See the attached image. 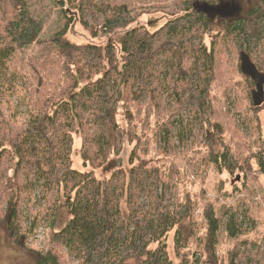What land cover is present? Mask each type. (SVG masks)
<instances>
[{
	"label": "trees",
	"instance_id": "obj_1",
	"mask_svg": "<svg viewBox=\"0 0 264 264\" xmlns=\"http://www.w3.org/2000/svg\"><path fill=\"white\" fill-rule=\"evenodd\" d=\"M195 1L180 0L172 16L152 27L126 3L52 0L63 25L41 40L44 21L29 0H0V220L25 246L44 228L46 249L30 248L38 264H264V240L241 237L250 216L238 206L222 204L221 216L207 201L203 246H190L199 229L197 196L182 189L179 168L168 174L156 157L141 155L143 136L131 134L118 119L123 110L135 125L136 111L151 105L155 119H164L162 131L159 123L154 126L164 151L188 126L193 159L202 169L207 162L219 172L236 169L244 181L264 175V0H243V11L216 18L198 10ZM75 23L88 40L70 38ZM43 42L70 74L54 93L33 90L15 62ZM218 51L232 59L230 68L216 64ZM247 60L263 83L256 98ZM248 112L257 130L252 140ZM224 115L232 133L225 130ZM125 140L137 142L128 168L119 158L111 176L99 178L96 169L115 163ZM200 146L207 149L204 155ZM75 151L91 169L73 166ZM63 199L71 218L58 228ZM222 230L242 240L220 255Z\"/></svg>",
	"mask_w": 264,
	"mask_h": 264
},
{
	"label": "rangeland",
	"instance_id": "obj_2",
	"mask_svg": "<svg viewBox=\"0 0 264 264\" xmlns=\"http://www.w3.org/2000/svg\"><path fill=\"white\" fill-rule=\"evenodd\" d=\"M29 1L34 15L44 21L45 32L41 35V40H47L52 31L57 30L63 25V21L60 18V11L52 0ZM109 1L126 3L128 7L131 8L132 13L138 16L139 21L145 23L146 20H148L152 27H158L163 24L168 17L173 15L180 0ZM236 2L239 4L240 13L244 8L243 0H236ZM69 36L71 39L79 42L89 39L83 27L78 23L73 24L69 31ZM205 43L207 45L210 44L208 37L205 39ZM52 49L53 48L48 43L46 44V42L39 43L26 48L23 58L15 60L16 63L22 65L20 67L28 80L29 86L33 85V90L39 88L40 94L54 93L60 84L65 85L68 83V80H70V74L67 73L68 70L65 64L62 63L60 57ZM215 61L216 64L220 62L227 68L232 66V59L229 60L224 54H216ZM246 62V67H248L250 73H256L257 76H259L258 78H260L261 75L252 67L251 62L248 60ZM22 80L24 82L25 79ZM141 98L143 102L146 101V96L144 94H142ZM15 106L20 112H24L26 108L25 105L17 99H15ZM169 106L174 107L171 103ZM240 106L241 104L239 103L238 107ZM232 112H234V110H232ZM153 113L151 105H144V108H142L140 112L136 111L135 125L126 118V115L123 114V110L119 114L118 119L131 134L137 132L143 136L137 147L141 155H152L156 157V164H159L162 170H166L168 174H170V169L173 172L174 168L177 170L179 168L177 178L181 176L183 182L181 183L182 189L185 191L190 190L192 194L197 196L198 202L195 219L199 225V229L190 246L198 248L199 250L203 246L205 237L203 206L207 201L215 203V208L219 211L221 216H223L221 213L222 204L238 206L241 210H244L250 217L245 221L248 231L241 237L264 240V175H262L260 179L250 180V178H248L244 181L236 169H234L235 171L233 173L227 170L219 172L208 162L204 164L202 169L201 166L203 164L193 159L192 154L195 148L192 145V131L188 126L185 132H183L184 136L182 139L174 138L173 147L170 148L171 150L164 151L162 148L164 138L160 136V133H158L159 135L156 133L154 127L159 123V129L162 131L164 119L159 118L156 120ZM243 114L244 111L236 115V117L241 118ZM260 117L264 135V113H261ZM222 121L225 130L232 133L233 127L228 124L226 115H224ZM184 122L188 125V115L184 116ZM247 123H249L247 133L251 134L249 139L252 140L257 130L250 112L247 113ZM175 131H179V127L176 126ZM80 145V135H77L75 137V148L78 149ZM136 146V140L131 142L125 140L123 151L113 156L117 158L115 159V163L110 164V166H100L96 169L98 177L102 179L111 176L114 166L120 163L119 158H121L123 162V167L128 168L126 162L131 150ZM255 149H257V147H255ZM199 150L202 155L207 151L203 146H200ZM236 150H238L240 154L244 153L243 145L238 144ZM73 161V166L79 170L92 168L89 165H84L82 155L78 151H75L73 154ZM144 180L150 182V179L147 177H145ZM66 203L64 199L60 203L59 219L57 223L58 228H62L71 218V213ZM241 237H232L222 230L220 241L217 246L219 254L223 255L226 253L235 241L242 240ZM171 242L172 236L169 238V243ZM27 243L28 246H25L21 239L16 240L14 236L11 235L6 225V220H0V264H38L36 255L30 248L36 246L40 249H46L47 240L44 228L38 229L36 234L30 236ZM249 247H251V245Z\"/></svg>",
	"mask_w": 264,
	"mask_h": 264
},
{
	"label": "water",
	"instance_id": "obj_3",
	"mask_svg": "<svg viewBox=\"0 0 264 264\" xmlns=\"http://www.w3.org/2000/svg\"><path fill=\"white\" fill-rule=\"evenodd\" d=\"M195 7L198 10L204 11L207 14H220L221 16H232L239 13V5L232 1H220L217 4L209 3L207 1L196 0L194 2ZM256 98V94L254 95ZM261 101H256V104H260Z\"/></svg>",
	"mask_w": 264,
	"mask_h": 264
},
{
	"label": "flooded vegetation",
	"instance_id": "obj_4",
	"mask_svg": "<svg viewBox=\"0 0 264 264\" xmlns=\"http://www.w3.org/2000/svg\"><path fill=\"white\" fill-rule=\"evenodd\" d=\"M236 4H238L235 0H233ZM239 5V4H238ZM209 17L211 18H216L218 16H221L220 14H208ZM256 80V84H257V91H256V97L258 94H260V92H262V88H263V83L261 78H258L259 76H257L256 73L253 74Z\"/></svg>",
	"mask_w": 264,
	"mask_h": 264
},
{
	"label": "bare ground",
	"instance_id": "obj_5",
	"mask_svg": "<svg viewBox=\"0 0 264 264\" xmlns=\"http://www.w3.org/2000/svg\"><path fill=\"white\" fill-rule=\"evenodd\" d=\"M218 45V44H217ZM217 48H219V47H217ZM217 50V49H216ZM218 50H220V48L218 49ZM218 53H219V51H218Z\"/></svg>",
	"mask_w": 264,
	"mask_h": 264
}]
</instances>
